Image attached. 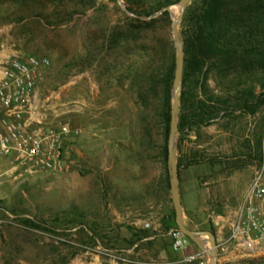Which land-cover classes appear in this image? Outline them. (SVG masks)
Instances as JSON below:
<instances>
[{"label":"rangeland","instance_id":"obj_1","mask_svg":"<svg viewBox=\"0 0 264 264\" xmlns=\"http://www.w3.org/2000/svg\"><path fill=\"white\" fill-rule=\"evenodd\" d=\"M121 1L80 0L44 24L17 23L13 5L0 7V67L16 57L47 59L36 79L41 127L70 131L54 169L0 155V264H211L184 234V248H174L169 133L149 85L162 59L158 53L150 65V55L173 43L172 22L140 32ZM210 69L186 108L192 113L202 99L219 114L177 137L184 223L215 234L219 264H264L263 242L250 251L230 240L264 170V106L244 107L241 92L262 86Z\"/></svg>","mask_w":264,"mask_h":264},{"label":"trees","instance_id":"obj_2","mask_svg":"<svg viewBox=\"0 0 264 264\" xmlns=\"http://www.w3.org/2000/svg\"><path fill=\"white\" fill-rule=\"evenodd\" d=\"M126 8L140 24L136 30L156 32L158 24H171L168 12L150 18L160 10L179 0H124ZM80 0H0V7L13 5L15 22L44 24L53 13L64 8L76 10ZM184 42L185 68L181 100L183 113L179 130L184 131L191 124L200 125L216 118L219 109L199 99L186 108L192 86L196 93L204 88L210 68L219 69L224 77H254L262 86L256 92V84L241 92L244 107L264 106V0H195L186 10L181 22ZM130 29V33H135ZM158 53L161 65L153 68L149 75L150 88L159 98L158 116L168 136L171 120V88L176 69V54L172 41L161 49L154 48L150 58L153 65ZM151 67V66H150ZM149 71V69L147 70ZM206 77V78H205ZM193 81V79H195ZM194 82V84H193ZM167 154V147L165 148ZM262 160V158L260 159ZM180 163H178V169ZM179 175V174H178Z\"/></svg>","mask_w":264,"mask_h":264},{"label":"built area","instance_id":"obj_3","mask_svg":"<svg viewBox=\"0 0 264 264\" xmlns=\"http://www.w3.org/2000/svg\"><path fill=\"white\" fill-rule=\"evenodd\" d=\"M49 61L35 55L16 57L0 67V155L15 157L21 165L54 169L70 134L66 125L44 129L37 113L36 79ZM174 248H184L179 230L173 231ZM231 241L250 251L264 243V170L256 173L251 189L232 225Z\"/></svg>","mask_w":264,"mask_h":264},{"label":"water","instance_id":"obj_4","mask_svg":"<svg viewBox=\"0 0 264 264\" xmlns=\"http://www.w3.org/2000/svg\"><path fill=\"white\" fill-rule=\"evenodd\" d=\"M195 0H179L176 3L178 13L175 15L172 12L171 6H168L159 12L153 14L150 18H155L164 12H168L172 17V33L173 43L176 54V69L174 73V80L171 88V120L168 137V177L170 183L171 196L175 212V223L177 230L188 237L200 250L209 256L211 264H219L218 259V245L215 234L212 231H197L188 228L184 223V212L180 192V182L178 175V141L179 121H180V103H181V89L183 83V75L185 68V51L184 42L180 32V25L188 7ZM124 9L127 8L123 1L120 2Z\"/></svg>","mask_w":264,"mask_h":264}]
</instances>
